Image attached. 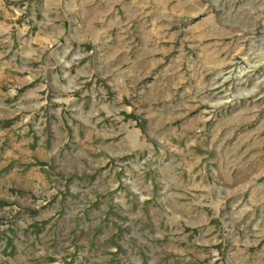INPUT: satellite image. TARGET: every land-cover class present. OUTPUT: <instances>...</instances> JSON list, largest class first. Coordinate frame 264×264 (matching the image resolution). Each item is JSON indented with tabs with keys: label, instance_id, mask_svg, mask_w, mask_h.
<instances>
[{
	"label": "rangeland",
	"instance_id": "1",
	"mask_svg": "<svg viewBox=\"0 0 264 264\" xmlns=\"http://www.w3.org/2000/svg\"><path fill=\"white\" fill-rule=\"evenodd\" d=\"M0 264H264V0H0Z\"/></svg>",
	"mask_w": 264,
	"mask_h": 264
}]
</instances>
